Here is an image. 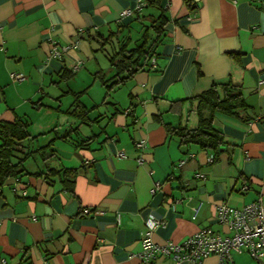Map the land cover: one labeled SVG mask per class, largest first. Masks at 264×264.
<instances>
[{
  "label": "crops",
  "instance_id": "0c3cea01",
  "mask_svg": "<svg viewBox=\"0 0 264 264\" xmlns=\"http://www.w3.org/2000/svg\"><path fill=\"white\" fill-rule=\"evenodd\" d=\"M149 1L0 0V123L26 121L36 140L23 147L53 150L0 185V264H144L149 219L157 244L179 242L204 227L224 233L219 204L264 203V0H198L194 12L183 0ZM160 9L169 22L154 64L107 95L94 74L113 76L109 56L139 43ZM52 45L70 47L50 58ZM228 82L247 110L211 115L222 146L209 162L213 151L165 124L195 127V97ZM76 93L83 108L72 113ZM62 168L74 172L68 180L33 174Z\"/></svg>",
  "mask_w": 264,
  "mask_h": 264
},
{
  "label": "trees",
  "instance_id": "16d2710c",
  "mask_svg": "<svg viewBox=\"0 0 264 264\" xmlns=\"http://www.w3.org/2000/svg\"><path fill=\"white\" fill-rule=\"evenodd\" d=\"M155 0L151 3H157ZM184 5L189 12H194L198 8V0H183ZM169 22L165 9H160L158 16L151 19V24L142 34L141 41L129 48V42L122 44L119 48L109 56V62L114 68L115 73L109 78H105L102 70L94 74L95 80H99L106 90H113L116 86L123 84L130 79L137 71L146 69L150 66L151 58L155 53V46L164 36V26ZM153 33V36L150 34ZM117 32H114L116 34ZM112 34L108 36L111 38ZM152 37V38H151ZM107 38V40H108ZM152 64V63H151ZM80 93L75 94L74 108L72 113H76L82 107L79 101ZM196 113L198 116L197 125L193 128L186 126H172L165 124L169 134H176L181 142L193 143L205 150L213 151V157L219 153L222 146V134L213 127L211 115L215 111H221L228 115L241 117V112L247 110L244 103L239 86H233L228 83H214L208 90L204 91L197 97ZM83 108V107H82ZM79 117L83 115L77 114ZM0 185L5 178L10 176H19L23 173L30 174L26 171L24 162L34 153H39L45 159L51 157L53 150L51 143L46 146H37L33 149L23 147L27 140H36V136H32L28 130V123L21 119L13 122L0 123ZM87 141L81 142L79 146L85 147ZM50 150V154L46 155V150ZM21 154V155H20ZM61 174L65 175V180L74 173L71 170L62 168V170L53 171L49 169L46 173L35 172L34 175L40 176L45 174ZM64 179H62L64 181Z\"/></svg>",
  "mask_w": 264,
  "mask_h": 264
},
{
  "label": "built area",
  "instance_id": "2783aa9c",
  "mask_svg": "<svg viewBox=\"0 0 264 264\" xmlns=\"http://www.w3.org/2000/svg\"><path fill=\"white\" fill-rule=\"evenodd\" d=\"M197 1V0H196ZM129 10H124L122 16L131 15ZM70 46L52 45L48 56L59 57L63 51ZM154 57L151 63L154 64ZM13 80L24 79L22 73H12ZM137 143L136 146H141ZM193 155L188 154L179 161L183 165ZM208 161H213V155H209ZM159 186L154 183L151 189L153 193ZM246 189V187H244ZM88 213V209L85 210ZM218 223L225 227V232L220 233L211 227H204L179 242L167 241L157 244L151 232L159 224L155 219L147 221L148 231L141 239V250L139 257L144 264H157L161 256L169 257L175 264L183 261L198 262L202 258L216 255V264H233L232 253L245 252L255 264H264V203L259 199L247 203L242 208L231 207L226 204H219L216 210Z\"/></svg>",
  "mask_w": 264,
  "mask_h": 264
},
{
  "label": "rangeland",
  "instance_id": "374dc122",
  "mask_svg": "<svg viewBox=\"0 0 264 264\" xmlns=\"http://www.w3.org/2000/svg\"><path fill=\"white\" fill-rule=\"evenodd\" d=\"M233 260H234L233 264H255L250 258V256L245 252H242L240 254H235Z\"/></svg>",
  "mask_w": 264,
  "mask_h": 264
}]
</instances>
